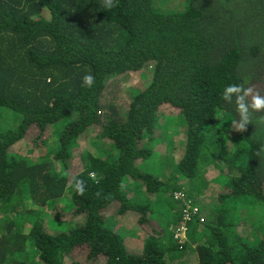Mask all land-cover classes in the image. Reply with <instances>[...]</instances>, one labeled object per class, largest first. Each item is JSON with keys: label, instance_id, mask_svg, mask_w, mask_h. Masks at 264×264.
Instances as JSON below:
<instances>
[{"label": "trees", "instance_id": "16d2710c", "mask_svg": "<svg viewBox=\"0 0 264 264\" xmlns=\"http://www.w3.org/2000/svg\"><path fill=\"white\" fill-rule=\"evenodd\" d=\"M185 3L0 0V264H264V0Z\"/></svg>", "mask_w": 264, "mask_h": 264}, {"label": "rangeland", "instance_id": "374dc122", "mask_svg": "<svg viewBox=\"0 0 264 264\" xmlns=\"http://www.w3.org/2000/svg\"><path fill=\"white\" fill-rule=\"evenodd\" d=\"M152 1H153L155 6H158V7L162 8L163 10H165L167 12L182 11V10H185L188 7V4L185 3V0H152ZM109 82H111V83L109 84ZM113 84L116 85V83L113 80L108 81L107 90ZM140 85L141 84H138V85H136V87H139ZM127 89H125L124 87L120 86L118 88V90H117V96L115 97V101L114 102H117V104H118V103H121V100L125 101L126 98L128 97V95L125 93ZM116 110H118V108H116ZM106 113H108L107 110H106ZM3 116H4L5 123L8 122V123L12 124L14 122L13 121V117L10 114V111H5ZM176 123H178V122L176 121ZM162 129L165 130V128H162ZM52 134H53V132L49 133V135H52ZM97 135H98L97 131H95V132L92 131L91 135L87 139L85 138L86 134L83 135L82 136V140H80V145L77 147L78 151L83 154L86 146L87 145H92V143L94 142V140H95ZM52 137L54 138L55 135H53ZM181 137H184V135L181 136ZM100 141L101 140L99 139V142ZM103 142H107L106 138H105V141H103ZM163 149H164V145L158 147V150H163ZM79 165L83 166L81 162H80ZM140 195H141V193H140ZM63 206L65 207V210L68 212V213H64V211H62L64 213V217H65L64 219H66L68 222L67 223H65V222H60L59 223V222H56V221L52 220L51 219L52 215L55 212V211H53L52 215L49 217L50 219L48 218L49 220L47 219V221H46V223H47L46 227L52 233L59 232L61 230H68L69 228L73 227V224H75L76 220H72L71 222H69V219H68L71 216V213H72V209H71L72 208V201H70V199L66 198V202L63 204ZM114 212H115L114 210L113 211L108 210V211L104 212V215H105V217H107L109 215L112 216V215H114ZM0 214H1V211H0ZM114 216H115V219H111L110 217H108L107 221H108L109 224H112L114 227H118V225L119 224L121 225L122 222H121V220H119V216L118 215H114ZM135 220H136L135 217H132V216L131 217H127V219L125 220V222L123 224L125 225L126 228H132V227L135 226ZM135 241H136L135 237H133V238L130 237V238H128L127 243H128V245L132 246L133 244H137V241L136 242ZM87 254H88L87 252H84L81 255L86 257ZM78 255H79V253H76V257ZM85 259H87V258H85Z\"/></svg>", "mask_w": 264, "mask_h": 264}, {"label": "clouds", "instance_id": "9594fccd", "mask_svg": "<svg viewBox=\"0 0 264 264\" xmlns=\"http://www.w3.org/2000/svg\"><path fill=\"white\" fill-rule=\"evenodd\" d=\"M104 4L106 7L111 8L113 6V0H104ZM95 82V77L92 74H87L83 77V85L87 87H92ZM241 91V87L238 84H229L224 88L223 92V98L228 99L232 94L239 93ZM252 92V89L249 88L246 90L245 94H248ZM241 99H243L241 97ZM251 107L255 109L256 111L264 110V95H261L259 92H257L252 97V104ZM239 112H240V122L238 124L237 130L243 131L245 129V126L249 123V115H248V108L244 104L239 105ZM76 188L80 194H83L84 188L83 184L80 181H77ZM178 232L175 233V239H178L180 241H184L186 239L185 236H176Z\"/></svg>", "mask_w": 264, "mask_h": 264}, {"label": "built area", "instance_id": "2783aa9c", "mask_svg": "<svg viewBox=\"0 0 264 264\" xmlns=\"http://www.w3.org/2000/svg\"><path fill=\"white\" fill-rule=\"evenodd\" d=\"M175 199H178V200H183L184 202H187L188 204V208L191 210L193 208L192 204L190 201L187 200V193L184 192L183 190H180L178 191L176 194H175ZM193 213H196V208H193L192 209ZM192 211L191 213H189L188 211L184 210V213H185V216L188 218V219H191L192 218ZM187 227L184 225L182 226L178 233H177V237L178 236H185V231H186Z\"/></svg>", "mask_w": 264, "mask_h": 264}]
</instances>
